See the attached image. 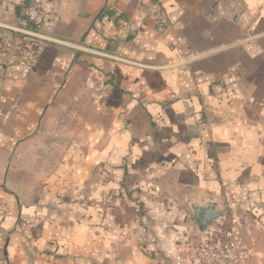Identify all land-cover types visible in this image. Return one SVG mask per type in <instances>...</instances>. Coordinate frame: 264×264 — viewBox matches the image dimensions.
I'll return each instance as SVG.
<instances>
[{
	"label": "crops",
	"instance_id": "0c3cea01",
	"mask_svg": "<svg viewBox=\"0 0 264 264\" xmlns=\"http://www.w3.org/2000/svg\"><path fill=\"white\" fill-rule=\"evenodd\" d=\"M24 1L47 25L0 0V264H205L224 221L264 264V0Z\"/></svg>",
	"mask_w": 264,
	"mask_h": 264
},
{
	"label": "built area",
	"instance_id": "2783aa9c",
	"mask_svg": "<svg viewBox=\"0 0 264 264\" xmlns=\"http://www.w3.org/2000/svg\"><path fill=\"white\" fill-rule=\"evenodd\" d=\"M9 4H18L23 7L25 17L31 26L30 34L41 37L46 27V16L43 8L39 5L28 3L24 0H2ZM154 1V19L165 25H169V13L165 0ZM223 240L203 247L205 264H252L251 256L241 246V234L237 228L230 227L223 231Z\"/></svg>",
	"mask_w": 264,
	"mask_h": 264
},
{
	"label": "water",
	"instance_id": "95a60500",
	"mask_svg": "<svg viewBox=\"0 0 264 264\" xmlns=\"http://www.w3.org/2000/svg\"><path fill=\"white\" fill-rule=\"evenodd\" d=\"M194 211L195 220L200 231H205L222 214L213 204L205 207H195Z\"/></svg>",
	"mask_w": 264,
	"mask_h": 264
},
{
	"label": "rangeland",
	"instance_id": "374dc122",
	"mask_svg": "<svg viewBox=\"0 0 264 264\" xmlns=\"http://www.w3.org/2000/svg\"><path fill=\"white\" fill-rule=\"evenodd\" d=\"M60 106V105H59ZM70 107V109H72L73 108V106H69ZM63 109V108H62ZM187 219H188V221H189V223H190V225H188V227H187V232L189 233V235H194V237H198L199 235H201L202 236V238H201V241H202V239H203V241H202V243L200 242V248H202L201 247V245H203L204 246V244H208V242L206 243L205 241H208V240H206V239H204L205 237H208L207 236V234H210V232L212 231V229H213V231H214V229H216V228H214V227H217V226H219V225H221V221L222 220H220V219H222V218H217V220H216V224L213 226V227H207V229L205 230V231H199V228H198V224H196L195 223V219H194V217H193V215H189L188 217H187ZM224 223H227V221H224ZM223 223V225L222 226H224V228L222 229V230H226L227 228H230L228 225V223L227 224H224ZM216 230H218V229H216ZM220 230V229H219ZM239 230V229H238ZM240 232V231H239ZM241 234V233H240ZM223 235H224V233H221V235H220V237H219V239H220V241L221 240H223ZM187 243V242H186ZM241 246L242 247H244L243 246V244H242V241H241ZM245 248V247H244ZM251 260H252V258H251Z\"/></svg>",
	"mask_w": 264,
	"mask_h": 264
},
{
	"label": "trees",
	"instance_id": "16d2710c",
	"mask_svg": "<svg viewBox=\"0 0 264 264\" xmlns=\"http://www.w3.org/2000/svg\"><path fill=\"white\" fill-rule=\"evenodd\" d=\"M223 225V224H222Z\"/></svg>",
	"mask_w": 264,
	"mask_h": 264
}]
</instances>
